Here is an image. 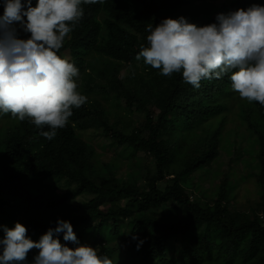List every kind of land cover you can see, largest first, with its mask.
Masks as SVG:
<instances>
[{"label": "trees", "instance_id": "1", "mask_svg": "<svg viewBox=\"0 0 264 264\" xmlns=\"http://www.w3.org/2000/svg\"><path fill=\"white\" fill-rule=\"evenodd\" d=\"M207 1L213 6L200 8L198 3ZM219 1L105 0L82 5L84 16L58 55L69 53L70 61L85 76L78 91L87 96V103L73 109L67 125L57 129L52 140L40 135L49 131L47 126L37 128L27 119L1 114L14 122L0 127V238L4 236L2 226L12 228L20 222L28 237L39 240L63 219L72 223L80 245L92 241L91 246L100 255L110 256L114 264H264V106L247 102L241 113L252 143L259 147L261 210L232 212L228 200L235 188L228 183L219 188L212 203H196L190 193L191 176L219 157L224 124L215 127L214 122L229 113V101L237 93L231 89L228 75L202 80L195 88L183 81L181 73L164 76L143 58L136 60L142 46H148L146 29L163 19L183 16L204 26L216 22L220 13L264 5V0H228L219 12ZM3 12L0 5V15ZM17 27L20 38L30 36ZM92 57L99 68L88 60ZM126 70L128 74L122 76ZM105 101L114 102L119 109L125 101L124 110L145 118L142 127L128 132L131 126L110 113ZM90 131L112 145L154 160L155 172L149 174L145 189L127 184L113 173L109 177V171H99L97 149L85 138ZM178 164L183 170L172 174ZM170 176L172 184L160 189L159 184ZM47 182H66L69 188L62 195H49L44 189ZM84 195L93 198L81 213L61 214ZM108 199V210H102L100 205ZM120 201L126 204L121 206ZM173 205L178 206L181 220L166 218L165 207ZM126 221L129 234L119 248L110 247L105 232L117 237ZM59 238L65 243L63 233ZM139 240L144 243L138 250ZM174 242L182 247L176 259L169 256ZM38 252L30 250L21 264H34Z\"/></svg>", "mask_w": 264, "mask_h": 264}, {"label": "clouds", "instance_id": "2", "mask_svg": "<svg viewBox=\"0 0 264 264\" xmlns=\"http://www.w3.org/2000/svg\"><path fill=\"white\" fill-rule=\"evenodd\" d=\"M105 0H0V114L27 119L40 135L54 139L64 128L73 109L87 103L78 91L75 62L58 55L66 37L84 16V4ZM26 18V19H25ZM30 33L19 36L18 27ZM146 31L147 47L136 56L145 64L199 88L201 81L228 75L231 89L240 98L264 106V5L253 4L220 13L216 22L200 26L183 16L163 19ZM0 264H21L30 250L38 249L34 264H114L97 248L80 245L70 221L58 219L38 241L27 236L20 222L2 226ZM63 233L62 243L59 234ZM138 240V237H133ZM72 242L76 247H69ZM144 243L139 240L137 249Z\"/></svg>", "mask_w": 264, "mask_h": 264}, {"label": "rangeland", "instance_id": "3", "mask_svg": "<svg viewBox=\"0 0 264 264\" xmlns=\"http://www.w3.org/2000/svg\"><path fill=\"white\" fill-rule=\"evenodd\" d=\"M228 0H220L216 3V9L221 12L223 6ZM202 9H210L213 4L211 2L198 3ZM69 39V36L66 37ZM71 60L72 57L69 53L61 55ZM93 62L95 68H99V64L95 58H89ZM122 76L128 74V70L122 73ZM85 77V76H84ZM83 73H79L75 78L76 83L80 86L83 80ZM101 99V98H99ZM102 100V99H101ZM247 100L240 98L236 95L234 99L229 101V113L225 114L214 122L215 127L221 123L224 124L223 130V143L220 145L219 157L207 166L206 170L194 173L191 176L193 188L190 191L193 201L196 203H212L216 197L219 188L228 183L229 186H234L235 190L229 198V207L232 212H254L261 210L260 188L257 182L258 177V152L259 147L252 143L253 138L247 130V126L242 119V108ZM105 107L110 113H115L122 121L131 126L128 132L139 129L144 122L143 116L138 114H131L124 110L126 102H121L120 109L114 102L105 101ZM136 109V108H135ZM133 108V111L135 110ZM12 118H7L0 114V127L7 124H12ZM85 138L92 142L97 149L99 159L97 160V167L100 172L110 173L107 176H113L112 173L119 178V180L129 183L141 189H145L148 184L150 173L155 172L154 160L150 159L144 154H134L125 147L112 145L111 141L104 138L94 131H90L85 135ZM183 170L182 165L174 166L172 174L180 173ZM173 176H170L167 181L159 184L160 189L165 190L167 186L172 184ZM69 186L66 182L60 185L52 184L51 182L45 183L44 189L49 195H62L68 190ZM93 197L84 195L79 197L76 201L70 203L71 208L63 210L62 215L68 216L70 214L81 213V208L84 204L92 200ZM110 200H104L100 205L102 210H108ZM126 201H120L119 205L124 206ZM166 218L169 220H181V214L177 205L165 207ZM128 222H123L121 231L117 237H110L108 232H105L104 238L112 248H119L122 240L129 234ZM33 241H38L32 239ZM92 241L86 245L91 246ZM182 247L177 242L171 246L169 256L173 259L180 257ZM110 258V256H108Z\"/></svg>", "mask_w": 264, "mask_h": 264}]
</instances>
